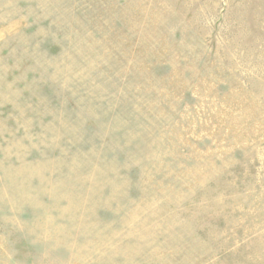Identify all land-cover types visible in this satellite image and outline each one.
Segmentation results:
<instances>
[{"label":"rangeland","instance_id":"1","mask_svg":"<svg viewBox=\"0 0 264 264\" xmlns=\"http://www.w3.org/2000/svg\"><path fill=\"white\" fill-rule=\"evenodd\" d=\"M0 264H264V0H0Z\"/></svg>","mask_w":264,"mask_h":264}]
</instances>
